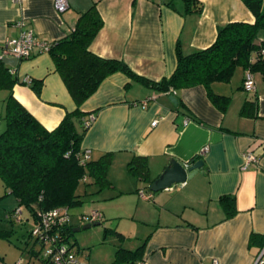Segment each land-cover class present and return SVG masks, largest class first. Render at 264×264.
Instances as JSON below:
<instances>
[{"label": "crops", "instance_id": "crops-1", "mask_svg": "<svg viewBox=\"0 0 264 264\" xmlns=\"http://www.w3.org/2000/svg\"><path fill=\"white\" fill-rule=\"evenodd\" d=\"M199 1V12H184L183 0H174L175 8L164 0H68V7L58 12L53 0H0V44L22 29L57 41L74 27L81 11L95 4L102 26L89 49L158 81L175 70L177 48L184 54L206 48L214 42L219 25L254 21L242 0ZM18 20L24 25L17 26ZM259 39H264V29ZM14 67L20 79L42 80L39 94L29 83L15 84L12 93L45 128L53 129L75 109L49 53L18 59ZM252 74L255 87L250 91L243 87L245 68L240 66L229 81L211 84L213 92L229 96L224 110L211 102L203 85L156 91L121 71L107 76L81 105V120L92 116L81 147L92 159L111 154L107 172L111 191L101 196L116 207L101 205L103 218L129 213L144 226L133 264H210L212 259L218 264H254L264 250V75ZM171 94L177 103L170 100ZM247 100L254 114L242 115ZM203 146L208 149L201 154ZM246 151L253 152L257 162L243 168ZM134 155L146 156L153 180L170 159L188 164L202 159L203 164L185 182L153 192L148 181L128 172ZM141 189L152 196L140 197ZM222 196L234 198L235 212L230 216ZM94 209L98 208H90ZM78 220L69 219L72 228L82 225L80 215ZM119 233L124 236L123 228ZM252 233L255 237L249 243ZM0 260L11 262L2 251Z\"/></svg>", "mask_w": 264, "mask_h": 264}, {"label": "trees", "instance_id": "trees-1", "mask_svg": "<svg viewBox=\"0 0 264 264\" xmlns=\"http://www.w3.org/2000/svg\"><path fill=\"white\" fill-rule=\"evenodd\" d=\"M173 1L164 0L175 8ZM242 1L254 15L252 23L232 21L219 25L214 42L206 48L188 54L177 48L175 70L158 81L137 75L121 60L104 58L91 51L89 45L101 28L102 19L95 4L81 11L74 27L63 38L52 41L49 51L55 70L75 103V109L66 112L51 130L45 128L13 96V86L25 84L26 81L20 79L13 72L15 67L3 62L0 56V90L8 92L3 101V114L0 115L4 120V128L0 130V180L5 193L15 199L14 208L7 211L5 217L14 220L9 216L17 207L21 209V214L23 209L27 212V216L22 215L21 222L31 218L32 225L43 212L53 208H65L71 215L70 208L83 205L88 196L93 197L102 189L111 187L107 176L110 152H104L97 159H92L90 155L88 158L83 156L85 149L81 147V142L87 126L81 120L83 112L80 109L110 74L121 71L156 91L176 92L178 89L203 85L211 102L221 110L225 109L229 96L213 92V82L229 81L239 66L264 75V53H261L264 39H259V32L264 29V0ZM183 2L184 12H199L202 8L199 0ZM29 85L39 94L42 80L30 79ZM180 103L178 101V105ZM251 109L252 102L247 100L240 113L254 114ZM127 170L138 180L153 181L149 177L146 156L134 155L127 163ZM81 184L84 185L82 191ZM220 201L227 216L235 212L233 197L222 196ZM102 218L103 215L100 222ZM72 229L69 221L62 226L64 239ZM30 230L28 234L31 237ZM117 234L123 237L119 232ZM254 237L252 233L249 243L253 242ZM70 246L74 250L73 244ZM140 250L141 246L134 250L117 247L115 258L109 264H133ZM74 252L77 254V251Z\"/></svg>", "mask_w": 264, "mask_h": 264}, {"label": "rangeland", "instance_id": "rangeland-1", "mask_svg": "<svg viewBox=\"0 0 264 264\" xmlns=\"http://www.w3.org/2000/svg\"><path fill=\"white\" fill-rule=\"evenodd\" d=\"M7 94L6 90H0V115L3 114L2 99ZM3 128L4 120L0 118V130ZM83 187L84 185L81 184L80 191ZM110 189L104 188L98 193V196L97 194L93 196L94 198L88 196L83 205L70 208L72 222H77L81 212L88 213L91 211V207L101 210V205H106L109 209H114L115 203L103 200L104 194L111 191ZM112 190L114 189L112 188ZM14 205V197L5 193L0 180V251H2L4 258H7L8 261L11 260L10 264H41L42 248L28 234L33 226L31 218L22 223L16 220L11 221L5 217L6 212L13 209ZM115 210L119 212L118 209ZM22 215L23 217L27 216L25 209H23ZM104 216L99 225H92L79 231L72 229L66 237V243L68 245L73 244L74 250H79L77 256L87 264H109L115 258L114 253L117 247L121 246L132 250L138 247L136 245L138 243L137 236L140 235V230L144 227L138 221V217L129 215V213L119 217ZM78 221L80 223V220ZM105 228L110 230L106 231ZM122 228L124 236L120 237L117 232L121 231ZM3 232L4 235H2Z\"/></svg>", "mask_w": 264, "mask_h": 264}, {"label": "built area", "instance_id": "built-area-1", "mask_svg": "<svg viewBox=\"0 0 264 264\" xmlns=\"http://www.w3.org/2000/svg\"><path fill=\"white\" fill-rule=\"evenodd\" d=\"M17 1L20 2L21 0ZM53 5L56 11L62 12L68 7V0H53ZM15 24L21 27L24 25V21L18 20ZM51 46V40L35 36L31 29H22L17 36L11 37L2 43L0 56L23 59L29 57L33 53H49ZM261 53H264V49L261 50ZM24 80L26 83L30 82V79L27 77H25ZM243 87L249 91L253 90L255 87L253 74L249 69H245ZM91 118L92 116H89L85 119L84 125L88 126ZM156 122L157 120L152 121L151 125L154 126ZM207 149V146H203L200 153L202 154L207 151ZM83 156L85 158L89 157V151L87 149H85ZM252 162H257V158L253 152L246 151L243 153V168L247 167ZM184 164L188 165L187 162ZM138 194L144 199H149L152 196L151 191L147 192L143 189L139 190ZM101 216L102 213L96 210L80 214L83 223L100 221ZM9 217L21 222V209L19 207L15 208ZM69 219L70 214L68 210L57 207L43 212L39 220L33 224L30 234L42 248L41 264H85L78 258L77 254L71 246L66 243V239L63 237L62 226L67 223ZM0 264H4V262L0 260ZM210 264H218V261L212 259ZM254 264H264V250L259 253Z\"/></svg>", "mask_w": 264, "mask_h": 264}, {"label": "water", "instance_id": "water-1", "mask_svg": "<svg viewBox=\"0 0 264 264\" xmlns=\"http://www.w3.org/2000/svg\"><path fill=\"white\" fill-rule=\"evenodd\" d=\"M3 62L11 66H15L18 59L16 57H3ZM173 103H177L174 94L169 96ZM203 160L199 159L192 164L185 165L176 159H170L163 171L150 183V190L153 192L171 187L173 184L183 183L193 176L202 166ZM100 221L93 223H83L80 226L73 228L75 231L86 229L92 225H99Z\"/></svg>", "mask_w": 264, "mask_h": 264}]
</instances>
